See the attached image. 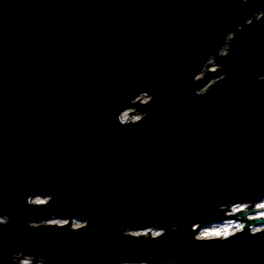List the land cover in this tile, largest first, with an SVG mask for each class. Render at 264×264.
Here are the masks:
<instances>
[{
    "label": "water",
    "instance_id": "95a60500",
    "mask_svg": "<svg viewBox=\"0 0 264 264\" xmlns=\"http://www.w3.org/2000/svg\"><path fill=\"white\" fill-rule=\"evenodd\" d=\"M263 198L264 0H0V264H264Z\"/></svg>",
    "mask_w": 264,
    "mask_h": 264
},
{
    "label": "rangeland",
    "instance_id": "374dc122",
    "mask_svg": "<svg viewBox=\"0 0 264 264\" xmlns=\"http://www.w3.org/2000/svg\"><path fill=\"white\" fill-rule=\"evenodd\" d=\"M131 110H126L122 113V118L126 119L130 116V118H132L133 120L138 118V114L136 113H131L129 114L128 112ZM44 199H41V201ZM264 204V198L262 201H260L259 203H257L255 205V208H259L260 205ZM246 209V206L244 204H236L230 207L229 213H237V211H244ZM261 213H264V207L261 209V211L254 213L252 215H249V218L255 217V216H262ZM264 217V216H263ZM51 222H55L58 224H61L64 222V220H53ZM82 222L78 221V220H73V226H79L81 225ZM245 224V221H242L240 219H234V220H227L224 221L222 223L219 224H215V225H211V226H206V227H202L197 231L196 237L198 238H210V237H225V235L221 234L219 236L216 235H208L205 236L204 233H214L216 231H220L221 233H223L224 230L228 231V235L240 230L243 228ZM263 226H259V227H251V231H257L260 230ZM147 231H149V233H151V235H156L160 232L159 229H149V230H144V231H134V234H140V233H148ZM227 235V236H228ZM29 262L28 258H24L23 260H21V264H26Z\"/></svg>",
    "mask_w": 264,
    "mask_h": 264
},
{
    "label": "snow or ice",
    "instance_id": "6c2138e0",
    "mask_svg": "<svg viewBox=\"0 0 264 264\" xmlns=\"http://www.w3.org/2000/svg\"><path fill=\"white\" fill-rule=\"evenodd\" d=\"M260 207H264V204L260 205ZM261 215L264 216V213H261ZM224 232H225V230L223 231V233H221L220 231H216L214 233H204V235L205 236H208V235H216V236H219L221 234L224 235Z\"/></svg>",
    "mask_w": 264,
    "mask_h": 264
},
{
    "label": "clouds",
    "instance_id": "9594fccd",
    "mask_svg": "<svg viewBox=\"0 0 264 264\" xmlns=\"http://www.w3.org/2000/svg\"><path fill=\"white\" fill-rule=\"evenodd\" d=\"M229 233L227 230H225L224 235L227 236Z\"/></svg>",
    "mask_w": 264,
    "mask_h": 264
}]
</instances>
